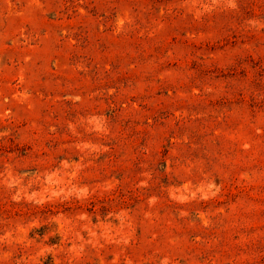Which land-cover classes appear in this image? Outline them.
Returning <instances> with one entry per match:
<instances>
[{
    "label": "rangeland",
    "instance_id": "374dc122",
    "mask_svg": "<svg viewBox=\"0 0 264 264\" xmlns=\"http://www.w3.org/2000/svg\"><path fill=\"white\" fill-rule=\"evenodd\" d=\"M0 264H264V0H0Z\"/></svg>",
    "mask_w": 264,
    "mask_h": 264
}]
</instances>
